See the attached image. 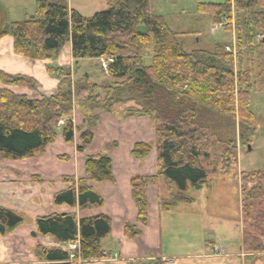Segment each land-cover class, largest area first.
Listing matches in <instances>:
<instances>
[{
    "label": "trees",
    "instance_id": "trees-1",
    "mask_svg": "<svg viewBox=\"0 0 264 264\" xmlns=\"http://www.w3.org/2000/svg\"><path fill=\"white\" fill-rule=\"evenodd\" d=\"M106 9L84 17L68 7L66 0H38L36 14L10 23L0 37L10 34L13 51L30 61H47L67 44L74 61L110 57L107 67L110 84L85 79L71 80L65 70L57 92L39 99L16 94L12 87L35 90L30 77H13L0 71V162L36 158L45 153L57 137V124L65 120L61 136L71 143L74 127L68 119L73 107L111 111L124 106L126 116L148 117L153 122L154 143L135 144L130 154L144 159L156 152L155 176L131 178V197L136 225L148 220L146 189L162 178L172 201H182L190 187L207 181L200 164L209 156L207 147H223V173L237 164L236 139L256 131L257 121L250 110L252 91L264 92V0H225L221 4L200 3L198 12L210 23L235 17L236 54L216 46L213 52H185L163 19L152 13L149 0H105ZM230 30L229 25L223 27ZM148 63H147V62ZM101 92V94L99 93ZM94 116L89 129L80 133L78 152H85L93 140ZM68 188L53 195L56 206L93 209L103 204L90 183L113 182L112 162L106 154L87 156L84 176L63 177ZM242 249L264 253V171L240 173ZM177 191L173 195V191ZM22 223L14 211L0 207V239ZM111 229L102 215L78 219L75 214H52L35 220V233L49 237L56 246H37V260L45 264H72L65 245L78 242L84 262L110 257L102 245ZM125 234H139L126 226ZM154 264H161L156 261Z\"/></svg>",
    "mask_w": 264,
    "mask_h": 264
},
{
    "label": "crops",
    "instance_id": "crops-1",
    "mask_svg": "<svg viewBox=\"0 0 264 264\" xmlns=\"http://www.w3.org/2000/svg\"><path fill=\"white\" fill-rule=\"evenodd\" d=\"M10 23L8 20L6 27ZM74 62L69 43L51 60L30 61L14 53L10 34L0 37V71L13 77L27 76L37 83L35 90L12 87L16 94L35 99L54 95L61 75L51 70L72 72ZM124 108L115 106L109 112H99L92 129V143L83 153L77 151L78 131L74 132L71 143H65L59 132L42 156L0 165V177L6 181L0 184V207L14 211L22 218V223L13 232L0 239V264H45L35 257V248L57 244L49 237L33 236L32 233H35L36 218L52 214H75L78 219L102 215L110 220V233L102 241L110 257L82 264H154L156 261L161 264H264V253H245L242 249L238 178V205L234 217L225 213V208L209 205L214 197L213 178L221 181L225 178L216 173L207 175V181L199 187H190L182 193L184 200L174 202L165 181L159 178L146 189L147 224L136 225L137 211L131 197L130 180L135 176L156 175V152L152 147L146 158L135 159L130 151L139 143L153 146L154 129L148 117L126 116ZM73 115L76 126L82 125L85 129L79 109ZM97 154H106L110 158L114 176L113 182L90 183L102 197L103 204L85 210H79L77 206L54 205L53 195L69 186L62 178L83 177L85 158ZM172 193L176 195L177 191ZM200 201L204 204L199 205ZM126 226H135L139 234L127 236ZM174 245L181 247L175 251ZM216 246L222 252L216 253Z\"/></svg>",
    "mask_w": 264,
    "mask_h": 264
},
{
    "label": "rangeland",
    "instance_id": "rangeland-1",
    "mask_svg": "<svg viewBox=\"0 0 264 264\" xmlns=\"http://www.w3.org/2000/svg\"><path fill=\"white\" fill-rule=\"evenodd\" d=\"M38 0H0V31L4 30L7 21L21 22L26 17L36 14V6ZM225 0H149L152 13L161 17L167 27L177 34V41L182 49L187 52L207 51L213 52L216 46L224 47L232 41V34L229 30H212V24L208 21L205 14L198 12L200 3L221 4ZM68 7L76 10L84 17H90L93 14L104 11L106 9L105 0H66ZM233 21L235 20L232 15ZM147 62V61H146ZM148 63V62H147ZM71 80H90L96 84H110L113 82L109 76L100 67L99 61L96 59H82L72 64ZM23 87V86H18ZM101 94V92L99 91ZM28 97V96H27ZM124 107V106H123ZM250 110L257 121L256 131H248L243 140L236 139V155L237 164L234 165L229 172L223 173L221 167L223 158H220L223 147L214 146L209 142L207 153L209 156L200 160V164L206 169L208 175L220 173L225 175L224 181L213 178V195L209 205L214 208H225L229 216L234 217L237 212L238 205V181L240 173L252 171H264V92L252 91L250 94ZM79 109L82 114V125L74 122L73 113ZM125 109V108H124ZM97 110L91 111L85 106H74L71 116L68 118L74 127V132L80 133L89 129V122L94 116L99 117ZM59 122H62L59 125ZM57 124V135L61 132L65 120H60ZM82 123V122H81ZM97 123V122H96ZM96 125V124H95ZM94 128V127H93ZM79 140V139H78ZM154 143V142H153ZM8 162H0V165ZM3 168V167H2ZM1 169V166H0ZM2 177V171L0 170ZM0 177V184L6 183ZM10 182L7 181V184ZM10 187V186H9ZM204 203L200 201L199 205ZM36 234V233H35ZM181 246H175V251ZM216 253L222 252L219 247Z\"/></svg>",
    "mask_w": 264,
    "mask_h": 264
},
{
    "label": "built area",
    "instance_id": "built-area-1",
    "mask_svg": "<svg viewBox=\"0 0 264 264\" xmlns=\"http://www.w3.org/2000/svg\"><path fill=\"white\" fill-rule=\"evenodd\" d=\"M212 30L216 31V30H221L224 26L229 25V27L231 28V33H232V44L225 46V51L228 53H231L233 56H235L236 54V49H235V24L233 21V18H231L230 21H226L223 20L222 22L219 23H214L212 24ZM264 39V35L260 36L257 40H261ZM113 62V59L110 57L107 58H101L99 60L100 63V67L102 68L103 71H107V67L110 63ZM62 122H59V125H61ZM67 249L69 252V261L72 264H82V260L80 258V251H79V245L78 242H72V243H67ZM218 249L215 248V251H217ZM219 251V250H218Z\"/></svg>",
    "mask_w": 264,
    "mask_h": 264
},
{
    "label": "water",
    "instance_id": "water-1",
    "mask_svg": "<svg viewBox=\"0 0 264 264\" xmlns=\"http://www.w3.org/2000/svg\"><path fill=\"white\" fill-rule=\"evenodd\" d=\"M33 16H31L30 18H32ZM33 236H35V233H32Z\"/></svg>",
    "mask_w": 264,
    "mask_h": 264
}]
</instances>
